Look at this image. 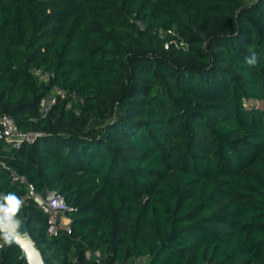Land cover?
<instances>
[{"label":"trees","instance_id":"trees-1","mask_svg":"<svg viewBox=\"0 0 264 264\" xmlns=\"http://www.w3.org/2000/svg\"><path fill=\"white\" fill-rule=\"evenodd\" d=\"M55 85L79 113L40 116ZM3 113L41 135L0 157L73 207L50 233L0 165L49 264H264V0H0Z\"/></svg>","mask_w":264,"mask_h":264},{"label":"built area","instance_id":"built-area-1","mask_svg":"<svg viewBox=\"0 0 264 264\" xmlns=\"http://www.w3.org/2000/svg\"><path fill=\"white\" fill-rule=\"evenodd\" d=\"M162 33L164 36L167 34L172 35V39L166 42V47H168L170 43H174L178 47L186 45L184 39L176 29L170 28L166 31H162ZM34 73L43 81L47 80L50 76L48 72L40 69H34ZM59 99L66 100L67 107H70L73 102L83 101V98L76 91H68L55 85L51 88L49 93L44 95L40 100V116L46 117ZM39 135H41L40 132L21 129L12 115L8 113L0 114V139L8 143L11 147H20L25 141L35 140ZM0 165L8 170L9 176L13 182H18L27 188L28 192L26 197L33 199L38 207L48 214L50 233H57L60 228L65 229L69 233L72 232V219L68 211L73 209V207L66 202L64 196L59 191L48 189L46 194H42L36 189L35 185L29 181L26 175L19 173L1 157ZM4 243V240L1 239L0 246ZM86 254L88 257L91 256V251L88 250ZM97 256H99V253H97ZM131 264H149V256H135Z\"/></svg>","mask_w":264,"mask_h":264},{"label":"clouds","instance_id":"clouds-1","mask_svg":"<svg viewBox=\"0 0 264 264\" xmlns=\"http://www.w3.org/2000/svg\"><path fill=\"white\" fill-rule=\"evenodd\" d=\"M245 63L254 68L258 63V57L255 53L245 57ZM0 238L5 243L13 242L17 239L16 229L20 225L19 220L14 217L22 206V200L15 193H8L6 196H0Z\"/></svg>","mask_w":264,"mask_h":264},{"label":"water","instance_id":"water-1","mask_svg":"<svg viewBox=\"0 0 264 264\" xmlns=\"http://www.w3.org/2000/svg\"><path fill=\"white\" fill-rule=\"evenodd\" d=\"M14 219L19 220L20 225L16 229L18 237L11 243L20 247V258L25 260L28 264H49L34 236L31 234L28 219L18 214H16Z\"/></svg>","mask_w":264,"mask_h":264},{"label":"rangeland","instance_id":"rangeland-1","mask_svg":"<svg viewBox=\"0 0 264 264\" xmlns=\"http://www.w3.org/2000/svg\"><path fill=\"white\" fill-rule=\"evenodd\" d=\"M254 103V102H253ZM252 102L250 103V102H247V104L249 105V106H251V104H253ZM78 103H76V102H73V104L70 106V108H72V109H75V111L77 112V113H79V105H77ZM80 104V103H79ZM258 105H263V102H258L257 103ZM11 148V146L8 144V143H6V142H4L3 143V146L2 147H0V154L1 155H4V156H6V155H8L10 152H9V149Z\"/></svg>","mask_w":264,"mask_h":264}]
</instances>
